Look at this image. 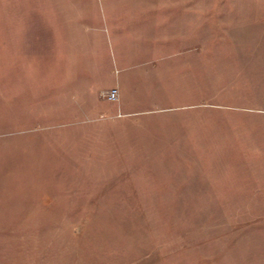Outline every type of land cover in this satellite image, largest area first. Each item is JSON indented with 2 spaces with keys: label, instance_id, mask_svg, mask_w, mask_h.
<instances>
[{
  "label": "rangeland",
  "instance_id": "rangeland-1",
  "mask_svg": "<svg viewBox=\"0 0 264 264\" xmlns=\"http://www.w3.org/2000/svg\"><path fill=\"white\" fill-rule=\"evenodd\" d=\"M0 264H264V0H0Z\"/></svg>",
  "mask_w": 264,
  "mask_h": 264
},
{
  "label": "crops",
  "instance_id": "crops-1",
  "mask_svg": "<svg viewBox=\"0 0 264 264\" xmlns=\"http://www.w3.org/2000/svg\"><path fill=\"white\" fill-rule=\"evenodd\" d=\"M122 20H124L123 22H121V23H119L118 25L116 24V26H117V28L118 29H123V30H125V29H129L130 28V26H131V22H129L128 20H130V19H128V20H126V19H122ZM168 25V24H167ZM116 26H114V28L115 29H113V37L115 38L117 35H119V34H116L115 33V30H116ZM123 34V33H122ZM125 35V34H124ZM118 38V37H117Z\"/></svg>",
  "mask_w": 264,
  "mask_h": 264
},
{
  "label": "built area",
  "instance_id": "built-area-1",
  "mask_svg": "<svg viewBox=\"0 0 264 264\" xmlns=\"http://www.w3.org/2000/svg\"><path fill=\"white\" fill-rule=\"evenodd\" d=\"M106 98L108 101L115 102L119 99V91L117 89H111L107 95Z\"/></svg>",
  "mask_w": 264,
  "mask_h": 264
}]
</instances>
